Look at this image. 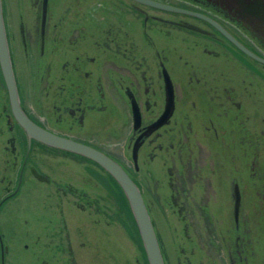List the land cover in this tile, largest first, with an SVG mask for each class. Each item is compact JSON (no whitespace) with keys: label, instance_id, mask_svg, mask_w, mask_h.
Returning a JSON list of instances; mask_svg holds the SVG:
<instances>
[{"label":"flooded vegetation","instance_id":"af4514ba","mask_svg":"<svg viewBox=\"0 0 264 264\" xmlns=\"http://www.w3.org/2000/svg\"><path fill=\"white\" fill-rule=\"evenodd\" d=\"M148 1L104 0L103 10L73 11L67 26L66 12L53 10L48 0L43 32L40 13L32 30L9 23L20 106L42 128L118 162L139 188L159 240L164 212L173 236L186 240V264L195 252L203 264H264V63L250 55L264 59V0ZM165 78L174 106L163 120ZM0 136H6L0 181L7 179L0 214L41 189L57 199L54 225L43 221V234L23 237L33 264H109L105 245L93 237L110 239L111 224L85 211L94 202L86 197L95 188L96 168L108 193L112 178L89 159L28 140L11 112L1 70ZM121 195L126 217L114 222L131 239L132 264H144ZM0 237V264H9L14 244L1 229Z\"/></svg>","mask_w":264,"mask_h":264},{"label":"rangeland","instance_id":"374dc122","mask_svg":"<svg viewBox=\"0 0 264 264\" xmlns=\"http://www.w3.org/2000/svg\"><path fill=\"white\" fill-rule=\"evenodd\" d=\"M40 3L41 0H6L10 27H15V30L17 31L19 23H22L24 27L27 26L29 30H32L31 28L36 27L39 21ZM51 6L53 10L57 9L66 12V15H68V17L66 18L65 24L67 26H70L73 23V21H71L73 11L83 9H92L94 11L103 10L105 2L104 0H50V7ZM23 61L25 64L23 71H27L29 73L30 68L29 65L26 64V59ZM28 78L29 77H26V79ZM5 137L6 136H0V145L4 143L2 140H4ZM5 158L6 155L3 154V152L1 151L0 179L4 174L3 167L5 163ZM127 163L125 162V164ZM69 166L70 167L68 168L72 167L71 165ZM65 168L68 169L67 167ZM72 168H74V170L76 169L75 167ZM59 169L61 168L58 167L57 170L62 171ZM74 170L72 172H75ZM80 170V167L79 169H76V171L78 172H80ZM60 173L61 172H58L56 175L59 176ZM62 174L67 175L66 172H62ZM96 174L98 175V177H96L95 175L94 180L97 181H94L95 188L88 190L89 197H86L87 200H90V203L92 202V200L94 201V206L92 204V208L90 207L86 210V212L88 211L89 213H92L91 218H93L94 220H96L98 217L106 218L107 222L111 224L109 228H111L112 230H109L108 232V234L110 235V239H102L98 235V233H95V237H93V239L97 243L105 245V249L107 250V262L109 264H132L135 251H133L131 248L130 239L127 238V234H125L126 231L124 229L119 228V226H117V224L114 222L118 218H125L126 214L120 212V205L119 202H117L118 199L116 198L117 201L115 200V196L113 195L112 190L108 193V190L105 188L104 185H107L105 184L107 181L105 179L104 174L100 172L98 168H96ZM8 177L10 176L8 175ZM101 178H103V180ZM6 180L7 179H5L4 182L0 181V187L6 185ZM98 184H100V186ZM112 185L114 184L112 183ZM0 190L2 191V188H0ZM114 190L115 189L113 188V191ZM22 197L23 199H18V202L7 204L3 208V210H1L0 214L1 232L5 234L6 239H8L14 244L13 251L9 256V264H33L32 260L34 254L23 249L22 243L26 242L25 240H23V237L32 236L35 234H43V221L46 222L52 220V225H54L56 219L59 217L57 212L54 211L55 209H52L57 203V199L51 194L44 195L42 189L40 191L31 192L29 195H23ZM70 198L74 201H79L77 195H71ZM81 199L83 200V198H80V200ZM114 201L116 203H114ZM101 202H103L104 204ZM93 207H96L98 211L96 209H93ZM96 211L98 214H96ZM225 212L226 209L220 208L221 214H225ZM74 216L76 219L81 218L80 214L78 215L74 213ZM163 216L164 220H162L160 222L161 225H159V233L161 240L160 245L162 247V250L164 251V254L166 255L167 263L186 264V253L181 252V248L186 247L187 242L182 238H175L173 236L170 226V220L167 218L166 212H164ZM126 228L127 233L132 234L130 225L127 224ZM105 234H107L106 230ZM117 246H119L120 252L117 251ZM188 247H190L189 244ZM193 256L191 258L193 260V263L191 264H203L204 258L202 259L201 254H199V252H195ZM125 259L126 261L124 262ZM188 259L190 260L189 257ZM96 264L98 263L96 262ZM144 264L146 263L144 262Z\"/></svg>","mask_w":264,"mask_h":264},{"label":"water","instance_id":"95a60500","mask_svg":"<svg viewBox=\"0 0 264 264\" xmlns=\"http://www.w3.org/2000/svg\"><path fill=\"white\" fill-rule=\"evenodd\" d=\"M141 1L149 2L148 0ZM47 2L48 0H41L40 3L41 32H43L44 27L45 16L47 11ZM217 27L220 28L219 26ZM220 29L223 34H225L227 37H229V39H231V41L238 45V43L225 30H223L222 28ZM250 55L256 60L264 63L263 58H260L257 55H254L253 53H250ZM0 70L6 87L11 112L16 122L24 131L28 140L35 139L48 147L76 154L96 163L104 172H106L114 180V182L121 189V192L123 193L125 200L127 201L129 210L134 219L147 264H166L164 255L161 250L160 240L153 228V224L151 222V218L144 203L142 194L134 180L125 171V169L110 156L92 146L57 135L42 128L41 126L33 122L20 106L15 79L6 0H0ZM165 88L167 94L165 110L162 115L163 120L168 118L174 106L173 87L168 78H165ZM132 110L135 119L134 126H136L138 121V110L134 101H132ZM137 146L138 141H135L133 144V161L135 163ZM6 198L7 197H5L4 199ZM233 198V217L237 219L240 204V194L237 188H235L234 190ZM4 199H2L1 202Z\"/></svg>","mask_w":264,"mask_h":264},{"label":"bare ground","instance_id":"6f19581e","mask_svg":"<svg viewBox=\"0 0 264 264\" xmlns=\"http://www.w3.org/2000/svg\"><path fill=\"white\" fill-rule=\"evenodd\" d=\"M81 167V166H80ZM82 167H83V165H82ZM76 169H77V167H76ZM82 169V168H81ZM67 171V170H66ZM81 171V170H80ZM75 173V172H74ZM87 173V172H86ZM76 174V173H75ZM89 175V174H88ZM74 176V175H73ZM85 176V175H84ZM94 176V175H93ZM77 177V176H76ZM88 177H90V175L89 176H87V178ZM80 178V177H79ZM91 178H93V177H91ZM82 179V178H81ZM69 180V179H68ZM78 180V179H77ZM83 180V179H82ZM88 180V179H87ZM70 181V180H69ZM89 181V180H88ZM94 181H96V180H94ZM76 182V181H75ZM78 182H80L79 180H78ZM97 182V181H96ZM83 183V182H82ZM99 186H100V184H98ZM76 186V185H75ZM84 186V185H83ZM91 186V185H90ZM93 187V186H92ZM87 188V187H86ZM79 189V188H78ZM87 189H89V188H87ZM103 189V188H102ZM119 190H120V188H119ZM76 191V190H75ZM80 191V190H79ZM78 191V192H79ZM96 191V190H95ZM102 191V190H101ZM112 191H113V189H112ZM72 192V191H71ZM83 192H84V190H83ZM92 192V191H91ZM104 192V191H103ZM102 192V193H103ZM121 192V191H120ZM75 193V192H74ZM82 193V192H81ZM86 193V192H85ZM122 193V192H121ZM70 194V193H69ZM68 194V195H69ZM79 194V193H78ZM101 194V193H100ZM115 193L113 192V195H114ZM117 194V193H116ZM80 195V194H79ZM81 197H82V195H80ZM122 196V195H121ZM86 196L84 195V198H85ZM89 197V196H88ZM118 197V195L116 196V198ZM124 197V196H123ZM80 198V197H79ZM97 198V197H96ZM115 198V200L117 201V199ZM71 199V198H70ZM120 199V198H119ZM83 200H85V199H83ZM82 200V201H83ZM99 200V199H98ZM74 201V200H73ZM72 201V202H73ZM80 201V200H79ZM101 201V200H100ZM118 202V201H117ZM121 202V201H120ZM101 203H103V202H101ZM114 203H116L115 201H114ZM99 204V203H98ZM104 204V203H103ZM92 205V204H91ZM120 205V204H119ZM101 207V206H100ZM114 207V206H113ZM88 208V207H87ZM92 208V207H91ZM117 208V207H116ZM121 208H123L122 207V205H121ZM93 209H94V207H93ZM96 209V208H95ZM97 210V209H96ZM127 210V209H126ZM124 211V210H123ZM128 211V210H127ZM86 212V211H85ZM150 212V211H149ZM89 213V212H88ZM151 214V213H150ZM88 215V214H87ZM151 216V215H150ZM90 217H91V215H90ZM94 217V216H93ZM154 217V216H153ZM160 221H162V220H160ZM160 223V222H159ZM136 226V225H135ZM133 227V226H132ZM124 227H122V229H123ZM102 229V228H101ZM129 230H130V228H129ZM136 230V229H135ZM132 231V230H131ZM123 232V231H122ZM126 234V233H125ZM136 234H138V233H136ZM133 236V235H132ZM122 237V236H121ZM129 239V238H128ZM131 240V239H130ZM136 242V241H135ZM137 243H138V241H137ZM137 243L135 244L134 243V246L135 245H137ZM140 244V243H139ZM114 245V244H113ZM143 251V250H142ZM141 255V254H140ZM136 257H137V255H136ZM66 258V257H65ZM67 258H68V256H67ZM134 259V258H133ZM63 260V259H62ZM139 260V259H138ZM126 261V259L124 260V262ZM63 262H64V260H63ZM115 262V261H114ZM62 263V262H61ZM66 263V262H65Z\"/></svg>","mask_w":264,"mask_h":264},{"label":"trees","instance_id":"16d2710c","mask_svg":"<svg viewBox=\"0 0 264 264\" xmlns=\"http://www.w3.org/2000/svg\"><path fill=\"white\" fill-rule=\"evenodd\" d=\"M96 177H98V175L96 174ZM102 180H103V178H101ZM112 183L114 184V185H112ZM106 184V183H105ZM110 185V184H109ZM111 188L113 189H115L114 191H112V192H114L115 194H114V196H115V198H116V196L118 195L119 197H117V199H118V202H120L121 200H122V197H121V190H119V186L114 182V180L113 179H111ZM117 193V194H116ZM120 198V199H119ZM144 258H145V254H144ZM145 263L147 264V262H146V258H145Z\"/></svg>","mask_w":264,"mask_h":264}]
</instances>
